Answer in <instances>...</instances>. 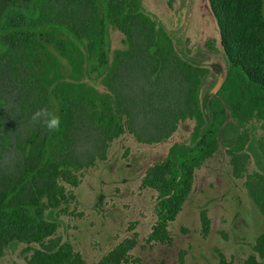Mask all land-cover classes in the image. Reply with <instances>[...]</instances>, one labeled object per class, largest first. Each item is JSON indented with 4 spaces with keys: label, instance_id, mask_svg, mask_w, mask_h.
Segmentation results:
<instances>
[{
    "label": "trees",
    "instance_id": "obj_1",
    "mask_svg": "<svg viewBox=\"0 0 264 264\" xmlns=\"http://www.w3.org/2000/svg\"><path fill=\"white\" fill-rule=\"evenodd\" d=\"M48 1L0 0V37L7 39L2 55H12V62L19 52L37 59L36 69L23 71L21 80L15 72L6 74L4 84L8 89H0V258L6 249L25 246L22 251L27 253L26 264H84L71 244L55 234L57 222L46 219L43 211L47 205L57 207L65 199L63 183L77 182L74 171L90 165L96 156L101 155L106 136L110 137L120 124L108 98L99 99L101 109L98 110V93L92 87L61 78L48 46L52 45L69 60L72 80L80 77L81 65L86 59L96 57L104 64L107 57L101 40L105 19L113 16V7L120 5V1L55 0L58 10H54ZM213 1L216 4L215 18L218 16L221 22L231 21V26L219 29L221 45L226 37L232 38V45L240 38H252L253 41L264 29L258 0ZM130 31L136 36L148 34L139 26L130 28ZM63 33L70 38L61 37ZM246 45L241 44L245 49L251 47ZM130 46L129 52L134 56L123 62L137 69L143 59L146 60L142 54L153 53L155 68L158 66V48L149 51L150 44ZM161 51L167 55L171 50L163 48ZM253 56H247L252 71L244 66L249 64L247 57L241 60L243 63L232 62L217 92L219 97H213L209 104L212 124L195 146L185 150L173 146L165 160L147 169L143 182L156 188L160 197L158 221L149 239H170L165 230L166 221L174 218L188 194L193 167L216 149L217 131L227 117V110L238 125L252 118L264 120V52L262 60ZM7 67L17 70L14 63L7 64ZM161 67L165 85L150 91L147 89L145 97L140 102L135 101L137 113L144 112L147 104L155 99L160 103L155 112L163 117L162 122L167 126L159 135L170 132L176 119L185 112L194 113L200 127L203 118L194 96L196 70L172 59L164 60ZM128 68H121L120 62V78L125 79L122 74H129ZM28 69H31L30 65ZM51 96L56 100L55 109L50 105ZM41 108H47L60 118L59 131L49 132L42 124L32 121V115ZM138 119L136 126L140 127L143 115ZM100 134L106 136L102 138ZM89 136L96 149L86 155L83 137ZM244 158L233 155L235 174L239 173ZM250 178L246 183L248 192L264 213V173L257 172ZM134 245V239L126 238L95 264H127L129 250ZM255 248L259 256L264 257V233L257 237Z\"/></svg>",
    "mask_w": 264,
    "mask_h": 264
},
{
    "label": "rangeland",
    "instance_id": "obj_2",
    "mask_svg": "<svg viewBox=\"0 0 264 264\" xmlns=\"http://www.w3.org/2000/svg\"><path fill=\"white\" fill-rule=\"evenodd\" d=\"M143 1L146 8L157 13L160 18H178L180 28L185 20L188 21L187 11H192L190 17H197L198 24L193 29L195 34L191 37L189 22L184 24L186 32L183 28L181 35H177V48L186 52L193 46H205V41L211 40L216 51L211 54L209 61L211 58L217 59V55L223 53L215 18L207 0H192L191 9L183 8L182 11L176 10L181 1L174 2L175 9H169L165 0ZM219 10L223 12L220 6ZM262 19L264 20V9ZM119 36L120 33L115 30L110 32L112 49H125L126 46L121 47L119 43ZM255 41L262 50L263 28ZM261 56L262 54L257 53L253 58L261 59ZM261 60L259 62L262 65ZM128 72L129 74H122L125 79L119 77L121 81L118 93L121 101L140 102L145 97L148 84L146 80V84H143L140 74H132L130 70ZM211 79L213 80L212 76ZM131 111L129 115L133 119L135 132L142 137L147 135L144 125L160 117L156 112L144 111L137 114L136 106ZM139 115H143V127L136 126ZM193 127V119L181 121L168 139L156 143L140 142L133 134L125 131L108 144L104 159H96L92 165L80 171V181L76 187L68 186L72 197L67 204L62 205L66 208L65 211L57 214L59 225L56 234L61 235L81 253L85 264H94L119 241L125 237H134V233L137 244L130 255L139 259L137 264H176L178 248L188 250L187 259L181 264H219L215 247L230 264H244L243 261L253 253L255 237L264 232V214L252 204L244 178L232 176L228 156L222 146L195 171L192 190L180 213L170 224L172 245L146 242V236L156 218L155 193L151 189L140 188L141 178L149 165L166 155L172 143L188 145ZM250 138L253 149L246 164L247 173L264 170V156H261L259 150V141L264 138V126L258 121H254L250 127ZM92 140L90 136L83 137L86 155L96 149ZM253 153L259 157L260 164L256 163ZM201 209L207 210L212 220L210 232L203 237L199 223ZM195 247L200 248L198 251H202L204 257H200L201 252L199 254ZM21 249L22 246L6 249L0 258V264H25ZM260 260L264 263V258Z\"/></svg>",
    "mask_w": 264,
    "mask_h": 264
},
{
    "label": "flooded vegetation",
    "instance_id": "obj_3",
    "mask_svg": "<svg viewBox=\"0 0 264 264\" xmlns=\"http://www.w3.org/2000/svg\"><path fill=\"white\" fill-rule=\"evenodd\" d=\"M119 1H120V5L113 7V16H111L109 19H105V22H106L105 32L103 33L102 40H101L102 41L101 42L102 48L105 50L106 57H107L106 58L107 61L104 64L101 61L96 60V57L95 58L90 57L88 60L86 59L84 61V63L81 65L82 74L80 75V77H78V79H76V80H72L70 77L71 70H70L69 60L66 57H64L63 55H61L60 53H58L52 47V45H49L48 48H49L50 52L52 53V56L54 57V62L55 61L57 62L58 70L60 71V73L62 75L61 78L64 81H74V82H79V83L83 82L85 84V86L89 85L90 87H92V89L98 93V102H96L98 104L97 109L98 110L101 109V106L99 105V99H103L104 97H106V98H108V100H110V105L113 109V112L119 118V124H120L119 126L120 127H118L110 137H108L104 134H100V136L102 138H104V136H106L105 145H104V148L102 150L101 155L96 156L90 165H92L93 162L96 161V159H104L106 156V149L108 147V144L111 141H113L114 139L119 138L122 134H124L125 131H128L131 134H133L136 137V139L139 140L140 142L156 143V142H161L163 140L168 139L176 131L177 126L181 121H184L186 119H193L194 120V127L190 133V143L188 145L176 143V142L172 143L169 146L167 153L163 158H161L160 160L149 165L145 169L144 174H143L141 181H140V188L141 189H145V188L151 189L155 193L154 212H155L156 218H155L154 223L151 225V228H150V230L146 236V242L147 243H152V242L163 243L165 245L167 244L168 246L169 245L171 246L173 243V236H172V233L170 231V224L172 222H174L177 215L180 213L184 202L186 201L188 195L190 194V192L192 190L194 180H195V171L207 159L212 157L215 154V152L219 149L220 146H222L224 148V152L228 156V161H229V164L231 166L232 176H234L235 178L243 177L245 186H246L248 178L251 177L250 179H252V177L255 176V173H257V171H254L252 173H247V171H246V164H247L249 157L251 156V152L253 149L252 140L250 138V127L252 126L254 121H258L261 124V126L263 127L264 126V120L252 118V119H249L248 121H245L243 125H238L236 123V121L232 118V116L230 115V112L227 110V117L217 131V147H216V149L213 150L210 155L205 157L200 162V164L193 167L192 182H191L190 190H189L188 194L186 195L185 199L183 200L182 204L180 205V208L176 212L174 218L172 220L166 221L165 230H166L170 239L169 240L164 239L163 241L162 240L149 239V236L152 233L153 228L156 226L157 221H158L157 204L159 203L160 197H159V193L156 190V188H154L150 185H145V183L143 182V178L146 174V171L149 167L153 166L155 163H160L163 160H165L168 157L169 151L173 146H175L177 148V150H185L189 147H194L196 144L195 140L197 137L195 135V133L197 132V135H198L199 131L203 127L204 121L201 124V126L199 127L197 116L194 113L190 114L188 112H185L183 116H180L176 119V121L174 123V127L170 132H168L166 135H163V134L159 135L161 132L166 131L165 127H167V126L163 124V122H162L163 117L162 116L156 117V121L150 120L148 125H144V127H146L147 135H143L145 137L140 136L139 133H138L139 134L138 135L135 132L136 129H135L134 124H133L134 123L133 119L129 115V111H131L133 109V106H135V102L130 101V100H127L125 102L121 101V96L118 93V84L120 83L119 74L121 72L120 71V62H121V68L123 66H129V68H128L129 70H132L133 72H137V73H143L141 75L142 77H144L145 74L149 75L148 77L145 76V80L148 84L147 88L149 91L154 87H158V86L163 87L165 85L164 74L162 73V70H161V68H162L161 65H162V62L164 60L172 59V60H174V62L178 63V61H179L180 63H182L184 65H189V66L193 67L197 72V77H196L197 82H196V86H195L194 96H195V103H196V106L198 108L196 92H197L199 87H203V88L207 87L212 82L211 76H213V74L211 73V71L208 68H205V67H202L199 65L209 61L211 54L215 53L216 47H215V44L211 40L210 41L207 40L204 43L205 46H201V47L193 46V47H190L189 51H186V52H185V50H183L184 54L186 56H189L190 58H192L193 61L197 63V65L196 64H189V63L183 61L179 57V55L177 54L175 47H174V44L177 42V35H179L180 32L182 31V29L184 28V24H187V22H189L188 23V25H189L188 31H189V33L192 32L191 37L193 34H195L193 29L198 24L197 17H194V16L193 17L191 16L192 18L190 17V11H191L190 5L192 3L191 2L192 0H177V2L181 1V3L177 6L176 10L182 11L183 8H189L188 10H190L189 12L187 11L188 14L186 16V19L188 18V21L187 22H185L186 20L184 21L182 28H180L178 26L180 24V21L178 20V18H173V20H170V18H167V16H164V17L162 16L160 18L157 13L146 8L143 0H119ZM165 1H166L165 4L169 9H175L174 2L176 0H165ZM207 1H208V5L212 11L213 17L215 18L214 13H216V10H215L216 4L214 1L213 2H211V0H207ZM48 2L53 7L54 10H58L59 6L55 0H50ZM258 2L260 3L259 8H260L261 17H263L264 0H258ZM187 5H189L190 7H188ZM218 19H219L218 16H216L215 22H216L218 33L220 36L221 33H220L219 29L226 28V26H231V21L225 20V22H221ZM170 25L172 27H169ZM135 26H139L142 29L146 30V33L148 32V34H146L147 36L133 35L132 32L130 31V28L135 27ZM170 29H173V30L171 31ZM174 29H176V30H174ZM114 30L120 33V36L118 38L119 43L121 44V47L126 46L125 49H122V48L112 49L113 46H112V42L110 39V32H112ZM184 30L186 32L185 28H184ZM61 37L70 38V36L67 33H63L61 35ZM231 40H232V38L226 37L225 39H222V45H221L222 51H223L222 57L224 59L226 67H227V73L231 69L232 62L241 61L244 58L246 59L247 56H252V54L255 56H257V53L262 54L261 51L263 49L261 50V46L258 44L257 41H255V39L252 41V38H240L239 40H234V45H232ZM84 42H85V39H84ZM242 43H244V45H246V44L250 45L251 47L248 49H245L244 47L241 46ZM6 44H7V39H4V36H1L0 37V89L1 90H7L8 89L4 84L6 82L4 79L6 77V74H11V73L15 72V75L19 76V79L21 80L22 75H23V71L31 72V71L36 69V65H37V59L34 56H32V55L29 56L28 54H26V53L23 54L22 52L17 53L15 55V58H16L15 62H12L11 61L12 55L4 56L1 53L6 49ZM131 44H133V45L134 44H145V45L150 44L151 47L149 48V51L152 49L156 50L158 48L160 50V53L156 54L157 58H158V66L155 68L156 62L152 58L154 55L153 53H143L142 54L143 57H145L146 60L148 59V62L146 63L145 62L146 60L143 59V62L140 63L139 68H137V69H135L134 66H130L129 63L123 62L124 60H129L131 56H134L131 52H129ZM163 48L170 49L171 51L166 55V53L164 51H161V49H163ZM136 55H138V54H136ZM247 58H248L249 64H244V66L247 69L249 68V71H252L253 69L250 67L251 66L250 57H247ZM241 62L243 63L244 61H241ZM13 63L16 64V66H17V70H15V71H12L9 67H7V64L11 65ZM123 63H125V64H123ZM29 65L31 66V69H28ZM52 69H54V64H53ZM50 76H52V75H50ZM143 84L144 85L146 84L145 81L143 82ZM51 85H53V83H51ZM51 87L52 86H50V88ZM50 88H49V90H50ZM159 91L161 92V90H159ZM215 96L219 97L217 93L214 96H212L209 100L208 107H209L211 100ZM50 99H51V101H50L51 108L55 109L57 107L56 100L53 98V96H51ZM118 100H119V103H118ZM117 103H118L119 107H117ZM159 104L160 103L157 100H155V99L151 100L147 104V106L145 107V111H147L149 113L155 112L156 111L155 109H157ZM122 107L125 110L121 109ZM117 108H118V110H117ZM209 113H210V110H209ZM210 118H211V115H210ZM138 120L139 119L137 117L136 123L138 122ZM211 124H212V119H211ZM162 126H164V130H162ZM140 127H143V125ZM157 130H158V132H157ZM147 136H151V137H147ZM236 146H239V148H237ZM259 150H260L261 156H264V138H262L259 141ZM233 155L245 156V158L242 160L241 168H240V171L238 174L234 173V165L232 162ZM253 157H254L256 163L260 164L259 163V157L254 153H253ZM90 165H88V166H90ZM88 166L79 167L78 169H76L74 171L75 177L77 179L76 183H74V184L70 183V182L69 183L68 182L63 183L65 199L63 198L57 207L47 205V207L44 208L43 214H44V217L46 219L55 220L57 222V224L59 225V220H58L57 214L60 211H65L66 208H63L62 205L67 204L69 202V200H71V197H72V192L68 191V189H69L68 186L76 187L80 181L79 180L80 171L82 169L88 167ZM258 173H264V170L260 169L258 171ZM246 188H247V186H246ZM247 193L250 196V194L248 192V188H247ZM250 198L252 199L251 200L252 204L255 207H257L258 210L262 213V211L259 209L258 205H256L253 198L251 196H250ZM203 218L205 219L206 222H204ZM199 223H200L201 237L207 236V234L210 232V229L212 226V220L209 217L207 210H205V209L200 210V212H199ZM57 229H58V226H57ZM57 229H56V232H57ZM183 230H185V229L183 228ZM56 232H55V234H56ZM261 234H259V235H261ZM56 235L59 236L63 241H65L61 235H58V234H56ZM135 235H136V233H134V237H125L124 238V239L131 238V239L135 240V245L129 250V253H128L129 254V260H128L127 264H137L139 262L138 258H133L130 255V251L137 244V238ZM259 235H257L254 239V243L252 245L253 253L250 254L243 261L244 264H264L260 260V259H263L264 257H260L256 248H255L256 239ZM124 239H122L121 241H123ZM121 241H119V242H121ZM24 248H25V246L22 247L21 252L23 253V257L25 258V256H27L26 255L27 253H24L22 251ZM195 248L197 249V251H198V249H200L198 247H195ZM72 249L75 252H78L73 248V246H72ZM11 250H12V248H11ZM215 251L218 254V263L219 264H230L231 263V262L225 260L224 255L216 247L214 248V252ZM200 252H201V254H200ZM78 253L80 254L81 258L84 261V258L82 257L81 253L80 252H78ZM187 253H188V250L186 248H178V250H177V263L176 264H181V263L185 262L187 259L186 258ZM198 253L200 254V257H204L203 256L204 253H202V251H198ZM163 259L165 261V256ZM24 262H25V260H24ZM84 264H85V261H84Z\"/></svg>",
    "mask_w": 264,
    "mask_h": 264
},
{
    "label": "water",
    "instance_id": "obj_4",
    "mask_svg": "<svg viewBox=\"0 0 264 264\" xmlns=\"http://www.w3.org/2000/svg\"><path fill=\"white\" fill-rule=\"evenodd\" d=\"M220 44H221V40H220ZM174 47H175L177 54L183 61L189 64L197 65V63L194 62L192 58L184 54L183 49L177 48L175 44H174ZM217 57H218L217 59L211 58L209 62H205L199 65V66L208 68L211 71V73L213 74L212 76L213 80L207 87L205 88L199 87L196 92L198 108L202 115L204 124H203L202 129L200 130V132L198 133L196 137L195 143H197L201 139V137L207 131V129L209 128L211 124L208 103H209L210 98L214 96L217 93V91L221 88L226 78V75H227V67L222 57V53H219Z\"/></svg>",
    "mask_w": 264,
    "mask_h": 264
},
{
    "label": "clouds",
    "instance_id": "obj_5",
    "mask_svg": "<svg viewBox=\"0 0 264 264\" xmlns=\"http://www.w3.org/2000/svg\"><path fill=\"white\" fill-rule=\"evenodd\" d=\"M32 121L37 124H42L49 132H57L61 128V120L47 108H41L32 115Z\"/></svg>",
    "mask_w": 264,
    "mask_h": 264
}]
</instances>
